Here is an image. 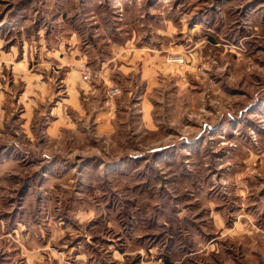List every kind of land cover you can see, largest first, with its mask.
Instances as JSON below:
<instances>
[{
    "label": "rangeland",
    "instance_id": "obj_1",
    "mask_svg": "<svg viewBox=\"0 0 264 264\" xmlns=\"http://www.w3.org/2000/svg\"><path fill=\"white\" fill-rule=\"evenodd\" d=\"M42 1L0 36L92 63L46 65L35 104L0 56V264H264V2ZM127 46L151 75L102 74ZM68 70L85 108L56 125Z\"/></svg>",
    "mask_w": 264,
    "mask_h": 264
},
{
    "label": "crops",
    "instance_id": "obj_2",
    "mask_svg": "<svg viewBox=\"0 0 264 264\" xmlns=\"http://www.w3.org/2000/svg\"><path fill=\"white\" fill-rule=\"evenodd\" d=\"M5 4H11L10 9L6 10L5 13L0 18V23L7 22V24H11L14 19H17L18 22H21L22 20L19 18L20 13L25 10L26 2L22 5V0H4ZM36 0V4L34 7H32L31 10H29L26 19L30 16L31 21H34L36 17V21H39V16L36 15L34 17V13L38 12L39 8L43 6V1ZM254 1V0H253ZM264 2V0H262ZM262 2V3H263ZM12 3L15 7L17 5L19 6L15 13L12 11ZM28 21V19H27ZM19 26V25H18ZM20 27V26H19ZM23 28L20 27V29ZM75 45V44H74ZM7 47V49L3 50L2 48ZM71 48V47H70ZM45 38L42 34L41 29H39L38 26H36V31L33 37L30 38L28 42L25 40L23 41V44H16L12 41L11 37H5L0 36V52L2 53L0 56L3 57L4 61H10L12 64V70H19L21 71V74L24 78L27 80H21L23 81L24 87H30L32 89V98H27L28 103H37V101L43 99L46 95V82L44 79V71L47 69V66H50L51 62L68 65L72 64L73 66H76L80 62H86L88 64H91V61H87V57L78 56V52L76 49L68 51V53H62L60 50L52 48L47 51V53L54 59H48L46 62V50H45ZM148 52H144L143 50H140L138 47H122V49L117 50L112 53V56L106 59H102L99 61L96 60V63H100V69L102 71V74L104 73L107 75L109 72L114 70V68L122 69L125 74L130 75L133 69L136 67V65H140V71L142 73L141 77H144L145 72L148 71L149 75H151L152 72H154V51L151 48H147ZM60 60H63L64 62H60ZM93 61H95L93 59ZM69 62V63H67ZM47 65V66H46ZM69 70H76L74 68H71ZM66 73L67 76H65V81L63 80L65 91L67 97H65L62 101H56V105L52 107L56 111L54 121L56 125L60 124V120H67L66 111H75L79 113H83L84 108H81L80 106L83 105L82 102L78 98L77 92V81L74 80V78L77 76L75 71H70ZM150 77V76H149ZM50 93V91H48ZM62 105H64L62 107ZM52 113V110H51ZM102 112L96 111L94 113L95 117V129H109L108 123L104 122V120L100 117ZM108 114V113H107ZM107 114L104 115V119H109ZM49 132H53L52 129L49 130Z\"/></svg>",
    "mask_w": 264,
    "mask_h": 264
},
{
    "label": "built area",
    "instance_id": "obj_3",
    "mask_svg": "<svg viewBox=\"0 0 264 264\" xmlns=\"http://www.w3.org/2000/svg\"><path fill=\"white\" fill-rule=\"evenodd\" d=\"M168 61H174V62H178L179 64H183L185 63L184 58L183 57H169ZM119 91V89L117 87H113L110 90L111 94H115Z\"/></svg>",
    "mask_w": 264,
    "mask_h": 264
}]
</instances>
